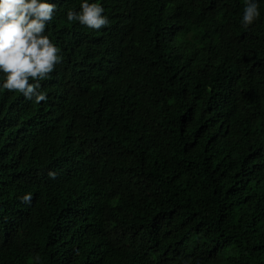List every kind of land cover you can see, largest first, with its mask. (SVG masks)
<instances>
[{
	"label": "trees",
	"instance_id": "trees-1",
	"mask_svg": "<svg viewBox=\"0 0 264 264\" xmlns=\"http://www.w3.org/2000/svg\"><path fill=\"white\" fill-rule=\"evenodd\" d=\"M54 2L47 100L0 88V264H264V0Z\"/></svg>",
	"mask_w": 264,
	"mask_h": 264
},
{
	"label": "clouds",
	"instance_id": "clouds-1",
	"mask_svg": "<svg viewBox=\"0 0 264 264\" xmlns=\"http://www.w3.org/2000/svg\"><path fill=\"white\" fill-rule=\"evenodd\" d=\"M259 4L260 0H245L244 27L260 16ZM56 8L54 0H0V88L18 91L28 100H47L41 82L63 60L61 48L46 33ZM104 13L101 0H80L78 9L67 10L66 20L101 29L110 23ZM22 199L30 202L31 193Z\"/></svg>",
	"mask_w": 264,
	"mask_h": 264
}]
</instances>
